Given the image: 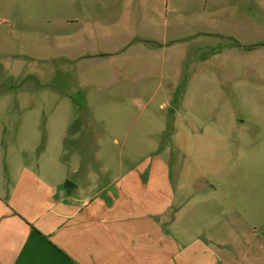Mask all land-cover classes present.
<instances>
[{
	"label": "rangeland",
	"instance_id": "374dc122",
	"mask_svg": "<svg viewBox=\"0 0 264 264\" xmlns=\"http://www.w3.org/2000/svg\"><path fill=\"white\" fill-rule=\"evenodd\" d=\"M199 70L251 150V186L211 235L242 264H264V0H0V133L50 132L46 173L83 197L159 152L169 159L178 98ZM58 143L71 170L51 153ZM181 162L175 152L173 179Z\"/></svg>",
	"mask_w": 264,
	"mask_h": 264
},
{
	"label": "crops",
	"instance_id": "0c3cea01",
	"mask_svg": "<svg viewBox=\"0 0 264 264\" xmlns=\"http://www.w3.org/2000/svg\"><path fill=\"white\" fill-rule=\"evenodd\" d=\"M202 72L178 98L169 159L159 152L88 197L66 189L55 168L46 173L50 132H14L9 141L1 132L0 264H242L230 242L211 234L228 224L241 188L251 186L241 177L251 150L236 141L249 137L225 114L221 85L206 84ZM183 105L189 114L178 112ZM60 148L51 153L71 170ZM175 152L182 156L177 179Z\"/></svg>",
	"mask_w": 264,
	"mask_h": 264
},
{
	"label": "water",
	"instance_id": "95a60500",
	"mask_svg": "<svg viewBox=\"0 0 264 264\" xmlns=\"http://www.w3.org/2000/svg\"><path fill=\"white\" fill-rule=\"evenodd\" d=\"M74 187H75V185H74L72 182H70V181H68V182L65 184V188L68 189V190H71V189L74 188Z\"/></svg>",
	"mask_w": 264,
	"mask_h": 264
}]
</instances>
